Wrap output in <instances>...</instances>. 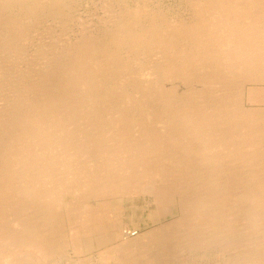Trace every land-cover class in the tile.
<instances>
[{
    "label": "rangeland",
    "instance_id": "rangeland-1",
    "mask_svg": "<svg viewBox=\"0 0 264 264\" xmlns=\"http://www.w3.org/2000/svg\"><path fill=\"white\" fill-rule=\"evenodd\" d=\"M263 213L264 0H0V264H236Z\"/></svg>",
    "mask_w": 264,
    "mask_h": 264
},
{
    "label": "bare ground",
    "instance_id": "bare-ground-1",
    "mask_svg": "<svg viewBox=\"0 0 264 264\" xmlns=\"http://www.w3.org/2000/svg\"><path fill=\"white\" fill-rule=\"evenodd\" d=\"M113 6V5H112ZM109 10V9H108ZM114 11V10H113ZM59 12V11H58ZM109 15V14H108ZM119 15H120V13H119ZM110 16V15H109ZM111 21V20H110ZM117 22V21H116ZM66 27V26H65ZM139 27H141V26H139ZM138 27V28H139ZM129 29L127 28V30L126 31H128ZM121 33V32H120ZM130 34H131V32H130ZM25 37V36H24ZM175 38V37H174ZM172 39V38H171ZM176 39V38H175ZM54 40V39H53ZM101 41V40H100ZM93 42V41H92ZM102 42V41H101ZM100 42V43H101ZM182 46L184 45V44H181ZM100 46V45H99ZM103 46V45H102ZM189 46V45H188ZM17 47V46H16ZM181 49H182V47H181ZM98 50V49H97ZM137 50V49H136ZM234 50V49H233ZM133 51V50H132ZM183 51V50H182ZM98 52V51H97ZM134 52H135V50H134ZM162 53V52H161ZM158 54V53H157ZM108 56V55H107ZM147 57V56H146ZM158 57V56H157ZM160 58V57H159ZM147 60V59H146ZM142 61V60H141ZM146 62V61H145ZM145 62H143V63H145ZM152 62H154V64H152V65H154V68H152V69H154V70H157L158 71V68L155 66V61H152ZM158 62H159V60H158ZM142 63V62H141ZM142 63V64H143ZM146 63H148V62H146ZM151 65V64H150ZM149 65V66H150ZM142 67V66H141ZM145 68V67H144ZM201 69V68H200ZM150 70V69H149ZM249 71V70H248ZM144 73V72H143ZM148 74V73H147ZM34 75V74H33ZM151 75V74H150ZM159 76V75H158ZM157 76V77H158ZM217 84V83H216ZM231 84V83H230ZM245 84V83H244ZM242 85V84H241ZM238 87V86H237ZM241 89V88H240ZM218 91V90H217ZM216 91V92H217ZM228 91V90H227ZM233 91H235V90H233ZM237 91V90H236ZM235 91V92H236ZM239 91V90H238ZM92 92V91H91ZM234 93V92H233ZM232 93V94H233ZM237 93H239V92H237ZM236 94V93H235ZM237 95V94H236ZM240 98V97H239ZM238 101V100H237ZM206 108V107H205ZM110 116V115H109ZM239 129V128H238ZM233 136V135H232ZM52 141V140H51ZM107 144V143H106ZM134 144V143H133ZM141 144V143H140ZM105 145V144H104ZM135 145V144H134ZM142 147V146H141ZM145 148V147H144ZM137 152V151H136ZM151 151H149V153H150ZM138 153V152H137ZM143 153V152H142ZM141 156V155H140ZM144 156H147V155H144ZM165 156V155H164ZM142 158H143V156H141ZM148 157V156H147ZM147 157H146V159H147ZM128 158V157H127ZM140 160H141V158H140ZM149 161V160H148ZM135 162V161H134ZM162 173V172H161ZM136 175V174H135ZM93 176V175H92ZM95 177V176H94ZM138 177V176H137ZM124 178H126V177H124ZM126 181V180H125ZM224 184H226L225 182H223ZM117 184V183H116ZM208 184H209V182H208ZM214 184H216V183H214ZM89 185H90V183H89ZM218 188V187H217ZM223 188H225V187H223V186H221L219 189H215V190H212L211 191V196H212V199L210 200V202H212V203H214V202H219L220 204H222L223 202H221V200L222 199H224V197L223 196H220V194H219V192H226L225 191V189H223ZM202 190V189H201ZM244 191H247L246 189L244 190ZM250 191V190H249ZM255 191V190H254ZM257 191V190H256ZM253 192V191H252ZM252 192H251V194H252ZM188 193V192H187ZM255 193V192H254ZM253 193V194H254ZM251 194H245V196L244 197H241L239 200L241 201V203H240V205H239V208H238V210H240L242 207H243V201H245V202H248V201H250L249 203H251V202H253V201H255L256 200V198L255 197H253V196H251ZM181 196V195H180ZM228 198L227 197H225V202H226V204H229V205H231L232 207H233V205H232V203L229 201V200H227ZM204 198H200V199H198L197 201H198V203L199 204H202V205H204L205 204V206H206V204L207 203H205V202H208V200H206L205 202H204ZM209 203V202H208ZM256 204V203H255ZM254 204V205H255ZM252 205V204H251ZM210 208V207H209ZM245 208V207H244ZM257 208V207H256ZM237 209V208H236ZM235 209V210H236ZM252 209V208H251ZM221 212H222V210H221ZM210 213V212H209ZM212 213V212H211ZM53 214V213H52ZM264 214V213H263ZM214 215H217V214H214ZM55 216V215H54ZM215 217V216H214ZM261 219V218H260ZM262 220L263 219H261V221L259 222V223H261L262 222ZM248 222V221H247ZM257 224V223H256ZM253 225V224H252ZM255 225V224H254ZM263 226V225H262ZM244 227V226H243ZM247 227H250V225H248ZM25 228V227H24ZM31 228V227H30ZM252 228H254V226H251V229ZM250 230V229H249ZM248 230V231H249ZM241 231V230H240ZM218 233V232H217ZM247 233V232H246ZM249 234V233H248ZM255 234V233H254ZM235 235V234H234ZM245 235H247V234H245ZM232 236V235H231ZM231 236H229L230 238H231ZM236 236V235H235ZM234 236V237H235ZM238 236V235H237ZM255 236H256V234H255ZM50 237V236H49ZM249 237H250V235H249ZM51 238V237H50ZM255 238V237H254ZM232 240H233V236H232V238H231ZM239 239V238H238ZM50 240V239H49ZM236 240H237V238H236ZM245 240H246V238H245ZM262 240H263V238H262ZM253 241V240H252ZM251 241V242H252ZM259 241V240H258ZM236 242V241H235ZM234 242V243H235ZM241 242V241H240ZM255 242V241H254ZM250 243V242H249ZM248 243V244H249ZM258 243V242H257ZM244 244V243H243ZM251 244V243H250ZM127 246V245H126ZM238 246H240V245H238ZM249 245H247V247H248ZM253 246V245H252ZM236 247V246H235ZM246 247V249L245 250H247L248 248V252H249V254H251V253H253L252 254V256L255 258H253V259H250V258H247L248 260H246L245 258L244 259H241L242 260V262H240V263H236V264H264V252H263V250H264V248H263V250L262 251H259V250H252V251H250L251 249H250V247H248L247 248ZM256 249V248H255ZM237 253V252H236ZM249 254L247 253V256H249ZM236 255V254H235ZM243 255H244V253H243ZM246 255V254H245ZM244 255V256H245ZM242 256V255H241ZM243 256V257H244ZM246 256V257H247ZM249 257H251V256H249ZM238 258V257H237ZM236 258V259H237ZM228 260V259H227ZM232 260V259H231ZM231 260L230 261H228V262H230L231 263ZM234 260H235V258H234ZM244 260V261H243ZM233 261V260H232ZM11 263V262H10ZM235 264V263H234Z\"/></svg>",
    "mask_w": 264,
    "mask_h": 264
}]
</instances>
